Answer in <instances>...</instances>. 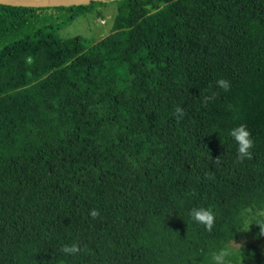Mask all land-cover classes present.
<instances>
[{"label":"trees","instance_id":"1","mask_svg":"<svg viewBox=\"0 0 264 264\" xmlns=\"http://www.w3.org/2000/svg\"><path fill=\"white\" fill-rule=\"evenodd\" d=\"M107 2V36H60ZM240 124L255 141L243 162ZM202 206L211 232L189 215ZM258 221L264 0L0 4V264H211L223 246L264 264ZM76 241L86 253L60 252Z\"/></svg>","mask_w":264,"mask_h":264},{"label":"clouds","instance_id":"2","mask_svg":"<svg viewBox=\"0 0 264 264\" xmlns=\"http://www.w3.org/2000/svg\"><path fill=\"white\" fill-rule=\"evenodd\" d=\"M216 87L223 89L224 91L230 90V81L221 78L216 81ZM216 93L211 95L203 96V103L208 104L209 101H213L216 98ZM174 117L177 120L183 119L185 115L184 108L181 106H176L173 112ZM229 135L237 144L236 158L239 162L245 160H251L253 158V149L255 146V141L252 137L251 131L248 129L246 124H240L232 128ZM213 163L219 166L221 163V157H217ZM90 217L95 220L100 217V211L97 208H92L89 210ZM189 215L197 224L204 226L205 230L211 232L216 223V212L212 207H193ZM257 225L260 228V235L264 236V221H258ZM236 247H241V245L235 243ZM87 245L82 246L80 242L76 241L71 244H63L60 247V252L64 256H77L81 253H86ZM234 254V247L223 246L217 250L210 252L211 264H232L230 257Z\"/></svg>","mask_w":264,"mask_h":264},{"label":"rangeland","instance_id":"3","mask_svg":"<svg viewBox=\"0 0 264 264\" xmlns=\"http://www.w3.org/2000/svg\"><path fill=\"white\" fill-rule=\"evenodd\" d=\"M116 10L115 2L98 5L90 13L79 15L64 26L60 30V36L62 38L81 36L89 43H95L111 32ZM262 244L264 248V240Z\"/></svg>","mask_w":264,"mask_h":264},{"label":"water","instance_id":"4","mask_svg":"<svg viewBox=\"0 0 264 264\" xmlns=\"http://www.w3.org/2000/svg\"><path fill=\"white\" fill-rule=\"evenodd\" d=\"M91 1H106V0H0V4L14 5V6H68L89 3Z\"/></svg>","mask_w":264,"mask_h":264}]
</instances>
